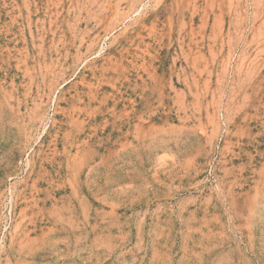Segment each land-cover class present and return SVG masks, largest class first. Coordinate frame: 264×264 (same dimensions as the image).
<instances>
[{
  "label": "rangeland",
  "instance_id": "1",
  "mask_svg": "<svg viewBox=\"0 0 264 264\" xmlns=\"http://www.w3.org/2000/svg\"><path fill=\"white\" fill-rule=\"evenodd\" d=\"M0 264H264V0H0Z\"/></svg>",
  "mask_w": 264,
  "mask_h": 264
}]
</instances>
